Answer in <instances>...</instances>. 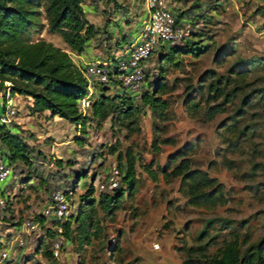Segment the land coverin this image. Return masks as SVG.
I'll return each mask as SVG.
<instances>
[{
	"label": "rangeland",
	"instance_id": "374dc122",
	"mask_svg": "<svg viewBox=\"0 0 264 264\" xmlns=\"http://www.w3.org/2000/svg\"><path fill=\"white\" fill-rule=\"evenodd\" d=\"M102 2L104 9L100 0H86L89 18L99 21L105 11L107 19L100 28L121 20V31L130 38L126 44L116 39L112 31L108 35L102 30L91 44L94 49L101 48L100 58L104 54H121L134 44V34L143 27L142 13L138 11L146 10L144 2L133 6L137 9L134 13H128V5H124L120 7L122 17L116 19L108 0ZM245 4L243 0H208L207 7L217 9L218 16L206 14L207 8L199 5L186 9L185 16L194 17L188 41L196 48L208 46L200 55L170 53V47L155 51L142 90H153L155 81L160 82L157 94L170 101L164 117L154 120L150 106L141 105L133 116L119 118L120 109L111 105L108 119L99 122L96 118L88 123L86 143L81 145L76 136L82 133L73 122L49 115L43 119L31 111L27 100L30 97L16 96L19 113L13 128H19L32 146V163L18 160L14 164L13 176L6 186L11 195L0 216V233L21 225L25 219L38 218L56 189L70 193L73 212L80 213V218L73 221L68 235L63 226L62 230L52 224L38 229L23 249L12 251V257L2 264H185L189 257L197 258L196 264H204L202 259L216 254L232 234L250 236L244 249L264 239V56L250 52ZM176 11L180 14L181 8ZM200 18H206L207 24L199 23ZM133 22L136 25L132 28L126 27ZM42 36L71 50L58 33L46 29ZM224 43L236 50L219 64L215 56ZM238 62L235 71H229ZM212 70H216V75H211ZM12 83L13 80L0 79V97L15 94ZM220 84L231 101L225 111L208 118L206 109L215 102L214 88ZM104 92L112 102L122 104L118 90L107 88ZM224 98L225 95L218 101ZM193 103L197 106L191 107ZM22 117L26 119L22 121ZM156 131L169 138L161 143L158 153L153 146ZM189 141L196 145L190 155L194 164L217 176L230 191L232 199L227 204H188L187 196L179 190L180 178L166 180L163 176L161 165ZM129 147L138 157L135 195L126 192L123 207L111 215L95 203L90 210L94 225L87 228L92 237L87 241L83 238L84 213L79 211L83 193L93 181L98 199L102 192L99 186L107 183L112 166L125 171ZM56 158H62V164ZM153 160L151 170L158 174L157 179L145 167ZM42 235L45 242L39 250ZM55 242L62 247L57 259L44 253Z\"/></svg>",
	"mask_w": 264,
	"mask_h": 264
},
{
	"label": "trees",
	"instance_id": "16d2710c",
	"mask_svg": "<svg viewBox=\"0 0 264 264\" xmlns=\"http://www.w3.org/2000/svg\"><path fill=\"white\" fill-rule=\"evenodd\" d=\"M111 1L115 2L116 8L124 6L118 0H108V2ZM85 3L86 0H0V79L13 80L11 85L13 93L33 98L31 111L34 114L50 110L53 116L59 115L73 122L82 133L76 136V142L81 145L86 143L88 123L96 118L99 122L108 119L112 106L120 109L121 117L119 118L133 116L135 112L141 110L143 105L150 106L155 120L157 117H164L170 105L167 98L157 94L156 89L160 82L155 81L153 90L146 88L142 91L141 102L129 93L120 92L122 94L117 95L122 104L118 105L112 102L111 97L104 92L108 87H103L93 101L91 112L89 110L84 113L80 109L79 100L88 93L89 86L84 74V65L78 64L68 49L44 38L42 33L46 29L49 32L58 33L72 51L82 53L89 40L96 37L102 30L88 17ZM186 12L184 10L178 16L184 17ZM207 47L196 48L193 42L187 40L184 44L171 46L170 53L190 52L200 55L207 50ZM235 50L236 48H231L226 43L222 44L216 53V61L219 64L224 63L227 56L234 54ZM237 65L239 62L235 63L229 71H235ZM210 73L216 75V70ZM214 89L216 93L212 98L215 102L209 104L206 109L208 118H213L217 113L225 111L226 104L231 101L230 94L225 92L222 84ZM223 95H225L224 100L218 101ZM192 106H197V104L193 103ZM168 141L169 138H163L156 131L153 142L156 153L161 149V143ZM0 146L12 163L15 164L18 160L28 164L32 163L30 143L23 134L13 131L12 126L4 123H0ZM195 147V143L189 141L171 153L167 163L161 165L163 176L166 180L172 177L180 178L179 190L187 196L188 204L199 206L227 204L232 196L226 185L208 170L194 164V158L190 155ZM55 160L58 164L63 162L62 158ZM126 162L125 171L120 169L122 171L121 183L113 191H102L97 199L95 182L92 181L83 193L79 211L84 213L82 222L85 225L83 229L85 240L90 241L92 237L87 228L94 225L90 210L95 203L98 202L102 209L111 215L123 207L126 192L129 195H135L138 182V157L132 147L126 151ZM153 162L154 160L145 167L151 170ZM149 172L154 179L158 178V174L153 170ZM38 218L46 227L45 217L40 214ZM79 218L80 213L73 214L72 218L63 223L66 235L69 234L73 221ZM52 222L57 224L58 220L54 219ZM249 239L248 234L243 237L232 234V237L224 241L216 254L206 255L202 259L203 263L264 264V239L244 249L242 246ZM43 242H45L44 235L37 246L38 249ZM44 253L46 256H52L49 248ZM196 259L189 257L185 264H196Z\"/></svg>",
	"mask_w": 264,
	"mask_h": 264
},
{
	"label": "built area",
	"instance_id": "2783aa9c",
	"mask_svg": "<svg viewBox=\"0 0 264 264\" xmlns=\"http://www.w3.org/2000/svg\"><path fill=\"white\" fill-rule=\"evenodd\" d=\"M147 3L149 18L143 23L140 36L133 45L128 46L121 54L91 59L85 63L84 74L89 82L88 93L79 100L80 109L84 113L90 110L93 101L103 87L129 93L136 100H140L149 68V60L155 51L176 44H184L188 37H191V19L186 16H178L174 6L175 0H147ZM18 113L16 104L6 103L0 110V123L13 126ZM13 173L14 163L0 148V184H4L3 187L0 185V216L9 202L11 191L6 186ZM121 178L122 171L119 166L113 165L107 183L100 184L99 189L113 191L120 185ZM73 207L70 193L65 189H56L41 211L45 217V225L52 224L53 227L62 230L63 223L72 218L74 214ZM54 219L58 220L57 224H53L52 220ZM10 227L0 233V264L12 257V251L23 249L29 238L36 235L38 229L43 230L44 225L39 218L34 217L25 219L21 225ZM159 246L160 244L157 243L156 247ZM41 249L40 246L39 250ZM49 249L55 259L61 256L62 247L59 242H55Z\"/></svg>",
	"mask_w": 264,
	"mask_h": 264
},
{
	"label": "crops",
	"instance_id": "0c3cea01",
	"mask_svg": "<svg viewBox=\"0 0 264 264\" xmlns=\"http://www.w3.org/2000/svg\"><path fill=\"white\" fill-rule=\"evenodd\" d=\"M101 1V5H103V9L106 8V6L104 5V3ZM118 2L122 3L123 5H128V13H134L136 12V8L133 6L138 5H143L146 4V10H140L138 11L140 14L142 13L141 17L142 18V23L146 22V20L149 18V7H148V3L147 0H118ZM142 2H144L142 4ZM243 2H246V17L245 19L247 20V24L245 25L246 27V31L245 33L248 34L247 36L250 38V40H248L251 48H250V52L253 53H257L258 56H264V0H243ZM200 3V4H199ZM207 3L208 0H175V4L174 6L177 8H181V12L190 8V10H192V8L196 5L199 6H203V8H207L206 10V14L208 15H214V16H218L219 14L217 13L218 10L217 9H209L207 7ZM109 4V8L113 7V11L114 15H116V19H120V17H122L123 13L122 10L120 8H116L115 6V2L111 1L108 3ZM261 5L262 8L259 6ZM194 11V9H193ZM193 11H192V16H193ZM139 14V15H140ZM88 15V12H87ZM244 16V15H243ZM89 17V16H88ZM107 15L105 14V11L103 13V15L101 16V19L99 21H93L98 27H103V23L104 21L107 19L106 18ZM140 17V16H139ZM194 18V17H192ZM195 20H198V18ZM206 23V18H200L199 19V23ZM121 20H118L117 22H112L115 23V25L111 26V23L108 25V27L102 28L104 34H111V31L113 32L112 35H114V37H116V39H121L123 40V42H125L127 44L128 42V38H130V36H126L128 35L125 31H121V29L123 30V25H120ZM134 25H136V23H131V24H126V27H128L129 29L132 28ZM200 25V24H198ZM143 28V27H142ZM141 28V30H142ZM101 30V31H102ZM250 32V34H249ZM123 33V35L121 36V34ZM125 33V34H124ZM129 33V32H128ZM141 31L138 34H134L136 35L134 37V39H138L140 36ZM101 34V33H100ZM98 34V35H100ZM131 35V34H130ZM95 38H92L89 40L86 49L82 52V53H77L75 51L70 50L74 60L80 64V65H85L86 62H88L91 59H99L101 54H99L100 51V47L97 48H92V43L94 41ZM133 40V39H132ZM131 41V40H130ZM136 41V40H135ZM236 42H238V39H235ZM106 49H108V44L105 45ZM102 47V46H101ZM128 47V46H127ZM108 57L106 54H104V58ZM18 94H7L6 96L0 97V110L5 106L6 103H14V104H18L17 103V99L16 96ZM21 96H23V94H20ZM30 98H27L29 105H32L33 103V98L31 96H28ZM2 101V102H1ZM38 115V113H37ZM39 115L43 118L46 119L47 115H49L50 118H58L61 117L59 115L53 116L50 112V110H45L44 112L39 113ZM64 118V117H61ZM26 119L24 117H22V121ZM66 119V118H64ZM20 120V118H19ZM68 120V119H67ZM21 122V121H20ZM12 129H17V132L21 133V131L19 130V128H13ZM15 131V130H13Z\"/></svg>",
	"mask_w": 264,
	"mask_h": 264
}]
</instances>
